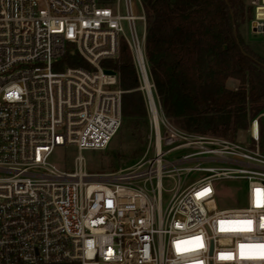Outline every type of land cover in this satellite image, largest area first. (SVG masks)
<instances>
[{"label": "built area", "instance_id": "2783aa9c", "mask_svg": "<svg viewBox=\"0 0 264 264\" xmlns=\"http://www.w3.org/2000/svg\"><path fill=\"white\" fill-rule=\"evenodd\" d=\"M136 1L140 16L131 0H0V264H264L258 147L180 130L145 95L150 136L133 165L92 174L80 154L70 171L48 162L58 147L102 151L119 130L123 91L102 63L123 42L147 75ZM246 2L264 41V0ZM69 49L86 67H60ZM219 179L246 182L245 208L216 207ZM164 181L176 184L163 205Z\"/></svg>", "mask_w": 264, "mask_h": 264}, {"label": "trees", "instance_id": "16d2710c", "mask_svg": "<svg viewBox=\"0 0 264 264\" xmlns=\"http://www.w3.org/2000/svg\"><path fill=\"white\" fill-rule=\"evenodd\" d=\"M141 1L146 73L164 116L190 134L233 140L238 131H246L264 114V60L239 33V26L252 15L245 1ZM59 64L86 67L71 49ZM102 66L117 74L122 118L138 126L147 118L145 96L127 45L120 43L117 57ZM228 81L238 86L229 89ZM260 138L264 139V125Z\"/></svg>", "mask_w": 264, "mask_h": 264}, {"label": "rangeland", "instance_id": "374dc122", "mask_svg": "<svg viewBox=\"0 0 264 264\" xmlns=\"http://www.w3.org/2000/svg\"><path fill=\"white\" fill-rule=\"evenodd\" d=\"M131 1L135 9V15L140 16L142 13L137 1ZM244 1L247 6L246 0ZM119 9L121 14H124L122 3L120 4ZM247 21L248 20H245V22L239 26V33L249 49L255 55L264 60V41H262L259 37L253 36L249 33ZM122 27L124 33L127 34L128 31L125 22H122ZM135 28L137 30V33L140 35L142 29V24L140 21L135 22ZM237 86L238 83L234 81H228L227 83V87L229 89H234ZM142 87L143 84L141 85V88ZM142 92L145 96L144 90H142ZM154 102L157 106L158 103L155 100ZM169 122L171 125L175 126L170 120ZM258 123L259 135L257 142L250 139L249 129L251 122L249 123L248 129L246 131L237 132L236 137L233 139V141L243 146H247L250 150H256V147H258L259 154L264 156V139L260 138V131L264 125V116H261L259 118ZM149 136L150 126L148 117L146 118V120L139 121L138 126L136 127L134 121L124 120L122 118V124L119 130L104 150H86L78 153V151L74 147H58L53 151L48 162L58 170L70 171L71 169H73L75 157L80 154L84 159L86 172L92 174L114 173L121 169L130 167L140 159L143 152L145 151V148L147 147ZM175 157L177 156L173 155L170 158ZM203 176L204 175L202 173L195 172L186 177H181L179 179V183H182L183 187L189 183L195 182ZM175 184L176 181L163 182V205L166 204V202L169 200L171 195V193L169 192L175 187ZM213 187L215 190L214 203L218 209H242L246 207L247 186L245 181L219 179L213 183Z\"/></svg>", "mask_w": 264, "mask_h": 264}, {"label": "bare ground", "instance_id": "6f19581e", "mask_svg": "<svg viewBox=\"0 0 264 264\" xmlns=\"http://www.w3.org/2000/svg\"><path fill=\"white\" fill-rule=\"evenodd\" d=\"M146 78H147V77H146ZM143 87H144L146 90L149 89V90L151 91V87H150L149 82L147 83L146 80H145V75H143ZM145 89H143V90H145ZM251 132H252L253 136H256V134H257V126H256V124H254V125L252 126V130H251Z\"/></svg>", "mask_w": 264, "mask_h": 264}, {"label": "water", "instance_id": "95a60500", "mask_svg": "<svg viewBox=\"0 0 264 264\" xmlns=\"http://www.w3.org/2000/svg\"><path fill=\"white\" fill-rule=\"evenodd\" d=\"M104 73H106V74H113V72L112 71H104ZM147 77V75H145V80H146V82L148 83V78H146ZM142 84H143V80H142ZM151 87V86H150ZM143 89H145L144 87H142L141 88V90H143ZM144 92H145V95L147 96V98L150 100V101H152V98H153V96H152V92L148 89V90H144Z\"/></svg>", "mask_w": 264, "mask_h": 264}]
</instances>
